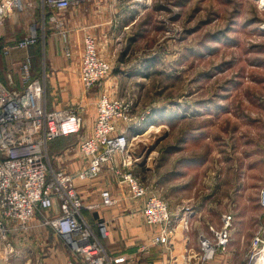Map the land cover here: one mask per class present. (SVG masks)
I'll list each match as a JSON object with an SVG mask.
<instances>
[{
    "label": "rangeland",
    "instance_id": "1",
    "mask_svg": "<svg viewBox=\"0 0 264 264\" xmlns=\"http://www.w3.org/2000/svg\"><path fill=\"white\" fill-rule=\"evenodd\" d=\"M35 1L39 7L32 10L30 4ZM23 3L24 11L14 8L5 21L17 14L21 24L30 25L23 38L35 28L39 35L37 44L47 45L51 34H61L64 22L61 26L48 22L41 0H23ZM120 4L114 14L124 35L114 37L113 34L112 54H119L118 47L124 42L122 54L126 56L117 66L109 61L112 71L108 77L115 75L119 83L147 80L146 86L133 92L109 89L112 99L131 103L132 121H118L130 137V170L145 183L149 195L160 196L154 186L152 169L143 165L148 161L149 166H154L151 134L155 127L168 126L171 131L165 147L173 146L175 165L188 170L178 172L174 183L179 181L177 188L182 184L180 190L186 192L187 189L195 203L206 194L209 197L202 204L207 216L188 219L174 215L169 227L173 231L170 241L159 244L171 248L178 242L200 247V264H203L224 251H215L204 259V237L213 243L211 230L222 224L214 195L217 186L213 185L219 183L220 193L226 197L225 214H232L234 221L242 217V224L248 225L245 229L248 234L241 232L236 239L231 235L230 243L232 239L238 244L252 242L255 235L246 219L264 213L258 205L264 185V0H123ZM60 19L63 20L61 15ZM42 29L45 30L42 32ZM138 64L143 67L137 69ZM42 80L46 85V77ZM94 90L93 93H100L101 87ZM88 93L83 90V95ZM45 94L47 100V91ZM153 113L158 117V124L151 125L149 120L142 125ZM199 126L205 130L202 138L206 143L202 152H206L204 163L207 167L196 171L190 170L192 167L187 161H198L201 152H193L197 143L187 137ZM137 133L142 135L139 137ZM187 141L190 143L184 153L180 152L181 142ZM144 142L145 148L141 149ZM69 143L75 147L78 141L72 139ZM164 156L163 162L168 163L170 155L167 154L165 160ZM51 159L56 168L61 165L74 170L70 161L58 163L54 156ZM120 164L121 157L117 162L118 166ZM113 172L122 181L120 170L114 167ZM178 174L185 175L178 177ZM201 179L208 180L212 186L202 184ZM121 195H113L116 205ZM160 197L168 201L166 196ZM36 218L39 220L31 224L25 236L10 235L14 248L10 247L8 253L17 250V257L10 258L12 264H71L74 255L65 240L44 223L43 216ZM152 227L153 237L164 229L160 225ZM0 243L4 247L1 239ZM243 264H264V243L251 263L248 252Z\"/></svg>",
    "mask_w": 264,
    "mask_h": 264
},
{
    "label": "built area",
    "instance_id": "2",
    "mask_svg": "<svg viewBox=\"0 0 264 264\" xmlns=\"http://www.w3.org/2000/svg\"><path fill=\"white\" fill-rule=\"evenodd\" d=\"M22 1L0 0V28L14 8H24ZM81 1L41 0V4L49 21L61 26L60 14ZM38 38V32L33 28L29 35L0 49V54L7 55L16 48H29L38 42ZM84 46L81 80L85 93H88L103 86L112 66L100 56L92 36H85ZM20 78L23 86L20 90L8 87L0 79V239L4 246L9 249L12 232L28 229L33 219L41 214L44 223L70 247L74 255L71 264H125L126 256L111 254L84 214L86 209L114 206L116 198L105 189L99 202L86 203L78 191L76 178L93 180L107 165L120 170L122 181L128 183L133 198H145L141 211L146 223L164 226L153 241H170L173 231L169 227L174 214L168 201L149 195L145 183L130 170V137L118 121H132L131 103L112 99L106 92H100L93 134L78 144L88 163L75 175L65 168L53 166L49 149L52 141L81 133L85 106L78 104L49 110L45 82L42 77L35 76L30 55L20 63ZM117 156L121 157L119 166ZM260 204L264 208V185L260 191ZM98 225L107 236L106 222L100 221ZM233 226L234 216L225 214L221 226L211 230L213 243L204 237V259L227 248ZM263 243L261 228L248 251L250 263ZM209 248L213 249L210 254Z\"/></svg>",
    "mask_w": 264,
    "mask_h": 264
},
{
    "label": "crops",
    "instance_id": "3",
    "mask_svg": "<svg viewBox=\"0 0 264 264\" xmlns=\"http://www.w3.org/2000/svg\"><path fill=\"white\" fill-rule=\"evenodd\" d=\"M121 1L123 0H82L78 5L60 14L61 17H63L62 21L64 22L61 34L59 32L54 35L51 34L47 45L36 43L29 48L13 49L7 55L2 52L0 54V79L8 87L19 90L23 88L20 78V63L26 56L30 55L33 60V71L35 76L42 77V79L46 77V106L49 110L70 107L76 104L85 106L83 114L84 125L81 133L79 135L58 138L50 143L49 149L50 154L55 157L58 163H61L62 161L64 162V160L70 161L72 169L74 170L65 169L75 175L88 163V160L80 152L78 144L80 140L90 137L93 134L97 113V101L100 94L91 91L90 93L83 95L84 89L81 80V67L84 56V39L86 35H92L96 39L98 52H105L100 54L102 58L110 61L115 66L121 62V59L126 56L125 54H122L124 42L118 47L119 54H112L113 34L114 37L124 35V31L121 29L122 26L118 25L119 22L117 23V17H115L114 14V11L118 9V7H116L117 4L119 6ZM32 4H30L32 10L39 7L36 1ZM23 11L24 8L21 12ZM21 22V18H18L16 14L0 28L1 50L5 45L14 44L16 41L23 38L30 25L27 26L21 24ZM44 30L45 29H42V32ZM121 41L122 40H119V42ZM115 51L117 52V50ZM137 63H139V61ZM151 64L155 65L154 63ZM140 67L142 68L143 65L138 64L136 68L138 69ZM143 80L145 82H141ZM143 80L119 83V80L114 75L105 80L100 92H106L108 95L109 89L120 92H133L142 88L143 85L146 86L147 80ZM170 108L172 109V106H170ZM151 118L153 119L151 120ZM147 119L148 120L142 123V125H145L149 120L150 122L152 121L151 125L154 124V126L158 124L156 122H159L156 113H153V117ZM170 131L171 129L168 126H164V124L155 127L153 134H151L154 141L153 150L155 151L153 154L154 166H149L147 161V165H143V167H146L148 170L152 169L154 186L155 188L157 187L160 196H166L164 198L169 201L174 215H178L181 218L201 219L205 215L207 216V210L202 207V204L204 199L209 197V195L206 194V196H202V198L195 203L193 195L189 194L187 189L184 190L186 192L180 190L183 188L182 184L179 189L177 188V183L179 181L177 179L178 182L175 184L174 176L180 171L188 172V170H186V167L185 169L181 168L179 164L175 165L174 158L172 157L175 153L174 147H167V145L165 147V143L167 144L166 139L170 135ZM204 131V127L199 126L198 129L193 131L192 135L187 137V139L193 140L197 143L193 148V152L195 154L201 152L198 161H187L192 167L190 170L198 171L200 169L203 170L204 168L206 170L207 166H205L204 163L206 152H202L204 144L206 143L204 138H202ZM149 133L150 132L148 131L147 134ZM137 134L139 137L142 135V133ZM72 139L76 140V142L78 141L77 146L73 147L69 145V140L71 141ZM158 143L160 144L159 147L157 145ZM189 143V141L186 143L181 142V146L178 147L180 152L184 153L185 147H187ZM143 148H145V142L141 149ZM167 154L170 155V160L168 163H164L163 155H165V160ZM158 156L161 157L160 161L158 160ZM116 161L119 163V156L116 157ZM193 165H195V167H193ZM58 166L59 168H62L61 165ZM178 166L180 167V170ZM113 170L114 165H107L101 175L93 180H81L80 178H76L78 191L86 203L99 202L102 199L101 192L105 189H110L111 193L115 196L119 193L122 194L121 201H118V204H115V207H101L99 210H84L86 219L93 225L95 233L106 244L109 252L114 256H126L127 261L125 264H200V247L194 248L192 244H180L175 242V246L168 248V246H163V244L152 242L154 238L152 232L153 227L146 223L141 211L145 198L136 199L130 196L131 192L128 183L121 181L114 174ZM184 175L185 174H178V177ZM201 180L202 184L206 183L208 186L211 185L208 180ZM183 185L184 187L186 186V184ZM215 186H217L216 193L214 194L216 195L215 202L217 203L218 211H221L222 218L226 213V197L223 193H220L219 183L212 187ZM125 193H129V195ZM205 202L206 204L208 203L207 201ZM259 202L260 200L258 201V205L261 206ZM40 215L41 214H38L37 217ZM38 220L39 219L35 217L31 224H35ZM102 220H104L108 226L109 234L107 236L103 235L101 228L98 225ZM243 221L242 217H237L234 221L235 224L231 231V235L235 236V239L237 234L241 232L247 233V230L245 229L248 225H243ZM246 221L250 222V227L253 229L251 233L253 235L257 234L261 228L262 234H264V213L263 215L254 217L249 216ZM29 229L21 231L15 230L12 232L11 237H14V235L17 236L16 238L23 237ZM177 233L178 236H181L179 232ZM250 242L251 240H247L245 243L238 244L237 242H233L232 239V242L226 250L217 255L214 259L202 263L243 264L244 258L247 256L250 249ZM10 247V249L14 248L12 244ZM8 251L9 249L5 246L2 247L0 243V264H12L10 258L13 256L17 257L16 249L11 253H8ZM241 256L243 257L240 258Z\"/></svg>",
    "mask_w": 264,
    "mask_h": 264
},
{
    "label": "bare ground",
    "instance_id": "4",
    "mask_svg": "<svg viewBox=\"0 0 264 264\" xmlns=\"http://www.w3.org/2000/svg\"><path fill=\"white\" fill-rule=\"evenodd\" d=\"M23 2V1H22ZM23 10V9H22ZM96 44H97V42H96ZM84 49H86V46H84ZM213 251V249L212 248H209V254L211 253Z\"/></svg>",
    "mask_w": 264,
    "mask_h": 264
}]
</instances>
